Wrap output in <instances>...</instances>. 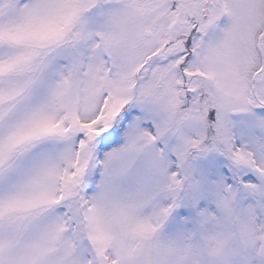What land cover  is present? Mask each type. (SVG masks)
Listing matches in <instances>:
<instances>
[{"label": "snow or ice", "instance_id": "snow-or-ice-1", "mask_svg": "<svg viewBox=\"0 0 264 264\" xmlns=\"http://www.w3.org/2000/svg\"><path fill=\"white\" fill-rule=\"evenodd\" d=\"M0 264H264V0H0Z\"/></svg>", "mask_w": 264, "mask_h": 264}]
</instances>
